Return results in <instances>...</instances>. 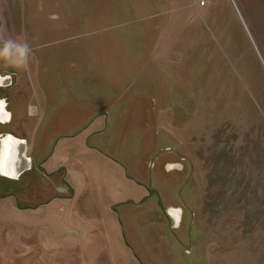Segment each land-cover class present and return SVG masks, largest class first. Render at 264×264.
Listing matches in <instances>:
<instances>
[{"label":"rangeland","instance_id":"1","mask_svg":"<svg viewBox=\"0 0 264 264\" xmlns=\"http://www.w3.org/2000/svg\"><path fill=\"white\" fill-rule=\"evenodd\" d=\"M9 37L0 264H264V0H0Z\"/></svg>","mask_w":264,"mask_h":264},{"label":"clouds","instance_id":"2","mask_svg":"<svg viewBox=\"0 0 264 264\" xmlns=\"http://www.w3.org/2000/svg\"><path fill=\"white\" fill-rule=\"evenodd\" d=\"M32 53V48L27 41H18L12 37H9L0 42V59H3L7 64H10L16 68H22L27 70L29 58ZM8 80L10 82L11 77L8 75L0 76V86H3V81ZM12 118V113L7 110V102L4 98H0V125L7 124ZM6 142H12L15 144L22 143L17 137L12 136L11 133H3L0 135V176H6L9 179H18L19 174L15 171V167L11 164L5 166L3 163L6 158V153L3 151V145ZM14 155V154H13ZM183 163L181 161H173L166 163L164 170L166 172L182 171ZM176 218L174 226H178L182 209L175 208Z\"/></svg>","mask_w":264,"mask_h":264},{"label":"flooded vegetation","instance_id":"3","mask_svg":"<svg viewBox=\"0 0 264 264\" xmlns=\"http://www.w3.org/2000/svg\"><path fill=\"white\" fill-rule=\"evenodd\" d=\"M1 69L3 71H5L8 76L11 77L10 82L8 81V83H5L3 86H0V98H4L6 100V98L4 96V91H7L9 88H11L13 75L11 74V72L7 71V69L3 68L0 65V71H1ZM6 102H7V100H6ZM7 110H8V102H7ZM10 122H11V120L8 123H10ZM0 129H2L1 126H0ZM25 153H26V151H25ZM27 157H28L29 164L32 165V167H34V169H36L37 171H40L42 174H44L47 178L48 177H54L57 173H59L61 171V175L63 178L62 182L64 184H66L67 186H69V183L64 180L65 171H66V168L64 166L58 165L55 168H49V170H47L46 168L43 167L45 162L51 157V153H44V155H43L42 153L38 152L36 154L35 158H33V159H31V157L28 155H27ZM25 168H27V166L22 168L20 171H22ZM20 178L18 177V179H20ZM54 179H56V178H54ZM72 195H73V191H71V193H69L66 197L70 198Z\"/></svg>","mask_w":264,"mask_h":264},{"label":"bare ground","instance_id":"4","mask_svg":"<svg viewBox=\"0 0 264 264\" xmlns=\"http://www.w3.org/2000/svg\"><path fill=\"white\" fill-rule=\"evenodd\" d=\"M12 142H6L4 145H3V151L7 154L6 155V158H5V160H4V164H5V166H7V165H9V163H10V161L11 160H13V159H9L8 158V152L10 151V144H11ZM15 165H17L16 163H15ZM14 165V163H13V166H15Z\"/></svg>","mask_w":264,"mask_h":264}]
</instances>
